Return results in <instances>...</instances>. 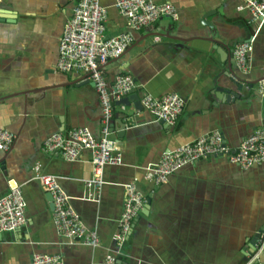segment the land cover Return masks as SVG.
Listing matches in <instances>:
<instances>
[{
  "label": "crops",
  "instance_id": "0c3cea01",
  "mask_svg": "<svg viewBox=\"0 0 264 264\" xmlns=\"http://www.w3.org/2000/svg\"><path fill=\"white\" fill-rule=\"evenodd\" d=\"M154 1L174 5L179 20L161 17L135 33L125 55L104 69L111 86L117 75H130L137 84L132 93L141 99L176 93L185 108L171 125L136 110L134 103L114 102L111 132L123 165L105 168L97 203L84 200L89 193L85 181L92 176L90 151L67 162L42 150L53 133L88 128L99 136L101 131L102 108L94 84L72 83L83 76L57 70L59 40L73 1L0 0V125L15 135L10 150L0 153V198L16 182L26 202V225L0 236V264H32L36 253L60 254L66 264H101L115 249L124 186L131 182L151 199V206L137 215L117 259L120 264H247L255 255L253 240L264 225V165L244 170L225 157H213L180 169L161 185L145 178V168L165 152L216 130L236 149L255 130L264 129V96L256 98L247 89L237 91L235 102H223L226 94L221 91L217 98L218 87L236 86L228 60L214 52L210 41L211 36L225 43L251 38L250 72L234 73L241 85L252 84L264 77V22L250 23L249 11L240 9L243 0ZM101 2L108 9L105 36L126 31L116 0ZM176 35L189 42L175 46L171 39ZM254 88H264V81ZM37 163L44 174L58 178L88 229L97 230L99 248L67 244L57 232L49 191L35 178Z\"/></svg>",
  "mask_w": 264,
  "mask_h": 264
},
{
  "label": "built area",
  "instance_id": "2783aa9c",
  "mask_svg": "<svg viewBox=\"0 0 264 264\" xmlns=\"http://www.w3.org/2000/svg\"><path fill=\"white\" fill-rule=\"evenodd\" d=\"M73 1L72 15L64 26L59 40L57 70L76 72L87 76L99 95L102 119L100 135L88 128H75L68 132H57L44 142L45 153L59 154L67 162L78 160L83 150L92 154V176L85 181L88 195L84 200L99 202L105 185L104 170L107 166L123 165V156L118 141L112 136L111 121L114 116V102L130 95L137 84L130 75H117L113 86L109 84L105 66L112 59L120 58L133 44L134 34L151 26L161 17L173 21L179 20L177 8L171 3L158 4L154 0H116L114 7L126 20V31L112 37H106L108 9L101 0ZM244 7L250 13V23L264 20V0H243ZM252 42L239 43L233 50L236 70L241 74L250 72V56L253 53ZM235 70V72H236ZM234 81L240 77L232 73ZM264 96V88H260ZM144 110L157 122L164 121L174 125L185 108L184 99L176 93L156 99L145 94L141 99ZM15 135L0 125V153L8 152ZM225 157L230 163L248 170L255 165H264V129L259 128L244 138L240 146L232 149L226 145L222 132L216 130L196 140L183 144L174 150L165 152L157 163L149 164L145 178L156 185L164 184L170 176L180 169L203 159ZM35 178L44 190L51 192L54 200L53 220L57 232L68 241L67 244L82 245L92 249L101 246L97 230H90L81 215L70 204V197L61 187L58 178L44 174L41 164L34 166ZM11 183V182H10ZM125 199L119 219V229L114 235L115 249L109 252L101 264H117L118 257L126 245L133 229L135 219L144 209L146 196L136 182L124 186ZM26 225V202L21 186L13 182L9 191L0 198V236L13 232ZM257 250L247 264H264V233L257 243ZM32 264H66L60 254H41L33 256Z\"/></svg>",
  "mask_w": 264,
  "mask_h": 264
},
{
  "label": "water",
  "instance_id": "95a60500",
  "mask_svg": "<svg viewBox=\"0 0 264 264\" xmlns=\"http://www.w3.org/2000/svg\"><path fill=\"white\" fill-rule=\"evenodd\" d=\"M209 15L210 14H207L205 16V18H203V19H206L207 16H209ZM258 22H264L263 18L260 19V21H258ZM210 26L212 27V30H213L212 33H215L217 31L215 29V26H212L211 24H210ZM169 37H172V36H169ZM171 40L175 41V43H176L175 46H177V47H182V44L183 43L189 42L187 39L181 38V36H177V35L174 36V37H172ZM210 41L215 44V46H213L214 52H217L221 56L222 60L224 58H226L228 60V70H229L228 71L229 72L228 74L234 73V70L236 69L235 65L233 66V64H232V56H231L233 54L234 48L239 43H242V42H252V40L250 38L249 40L248 39L247 40L234 39L231 42L225 43L221 39H219L218 36H216V37L211 36ZM125 53L123 55H125ZM86 77L87 76H83L81 79H75L72 83H76L77 81H79V82L80 81H88V80H84ZM263 81H264V77L260 78L258 81L254 82L252 84L245 83L246 85L243 86V85H241V82L242 81L240 79L238 81H235V83H234V85L236 86V89H234V88H228V89L225 90L224 88L218 87L216 89L217 90V98L218 99H221V96L218 93L219 91H221V92H225V94H226L225 95V99H222V100H224L223 102H225V103L235 102L236 99L240 98V95L237 93V91H242V90H247V89L249 91L250 90H253L252 96H255L256 98H262L263 95H262V93L260 91L261 89L260 88H254V87L259 86V84L261 82H263ZM92 85H93V83H92ZM248 86H249V88H247ZM31 92H33V90L28 91V92H23L22 94L26 96L27 95L26 93H31ZM8 97H10V96H8ZM8 97H4V98H2V100L3 99H6ZM131 103H134V107H135L136 110H143L144 109V107L142 105V102H141V98H140L139 94H137V93H132V94L128 95L127 97L122 98L116 104H120V105H123V106H129ZM124 113L128 114L131 117L133 116V113L132 112L124 111ZM160 122H162L163 124H165L164 121H160ZM123 125H125V124H123ZM125 127L126 126H124V128ZM122 130H124V129H122ZM47 198L51 202V208H52V210H54V200H53V196H52L51 192H48ZM150 206H151V199L148 198L147 199V203H146L144 209H146L147 211H149ZM263 233H264V225L262 226V228L255 235V239L253 240V243L255 245L258 243V240L260 239V237H261V235ZM117 264H120L119 263V260H118Z\"/></svg>",
  "mask_w": 264,
  "mask_h": 264
},
{
  "label": "rangeland",
  "instance_id": "374dc122",
  "mask_svg": "<svg viewBox=\"0 0 264 264\" xmlns=\"http://www.w3.org/2000/svg\"><path fill=\"white\" fill-rule=\"evenodd\" d=\"M146 203H147V198H146ZM146 205V204H145ZM145 207V206H144ZM118 262V261H117Z\"/></svg>",
  "mask_w": 264,
  "mask_h": 264
}]
</instances>
